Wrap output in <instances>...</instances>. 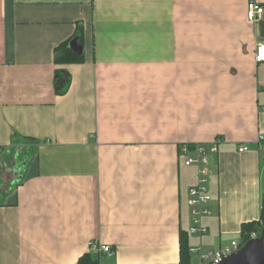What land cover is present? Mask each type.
I'll return each instance as SVG.
<instances>
[{
	"label": "crops",
	"instance_id": "obj_1",
	"mask_svg": "<svg viewBox=\"0 0 264 264\" xmlns=\"http://www.w3.org/2000/svg\"><path fill=\"white\" fill-rule=\"evenodd\" d=\"M77 32L84 61L57 65ZM260 42L264 0H0V264H76L90 241L100 264H200L239 241L264 196ZM215 141L192 235L180 148Z\"/></svg>",
	"mask_w": 264,
	"mask_h": 264
},
{
	"label": "built area",
	"instance_id": "obj_2",
	"mask_svg": "<svg viewBox=\"0 0 264 264\" xmlns=\"http://www.w3.org/2000/svg\"><path fill=\"white\" fill-rule=\"evenodd\" d=\"M263 9L255 4L254 2H249L246 7V18L247 21L253 24H257L262 20ZM254 61L255 63L264 62V42H260L255 47L254 52ZM218 141H215L210 144V146L205 147V145H194L192 154L190 155V146L183 145L180 148L181 153L185 156V164L193 165L197 168V183L194 187L190 188L188 191V205L190 207V228L189 233L192 235L202 236L206 234L207 229L202 226V218L209 216L210 210L208 204L211 200V197L207 190V152L215 153L217 151L216 144ZM258 143L264 142V135L260 134L257 137ZM1 151V150H0ZM248 151L247 146H240L238 148V153H244ZM259 224L264 227V222L259 221ZM250 239H255L259 237L257 232H252L249 235ZM249 239V240H250ZM244 243L241 241H232L228 245L223 246L218 251L209 254H200L199 261L200 264H219L225 257L236 253ZM88 252L95 254H106L110 255L112 249L108 245H102L90 241L87 244ZM199 250L193 248L190 250L191 253H197Z\"/></svg>",
	"mask_w": 264,
	"mask_h": 264
},
{
	"label": "trees",
	"instance_id": "obj_3",
	"mask_svg": "<svg viewBox=\"0 0 264 264\" xmlns=\"http://www.w3.org/2000/svg\"><path fill=\"white\" fill-rule=\"evenodd\" d=\"M75 38L79 41L78 32L75 35ZM80 44L78 43L77 46ZM68 45H69V41H66L60 44L55 49V63L57 65L78 64L84 61L83 56L74 53ZM69 84H70L69 74L63 70H57L55 72V78H54V86L57 94L64 95L69 88ZM21 138L24 137H21L17 134H13L11 137V141L18 142ZM259 221L264 222V196L261 202V213H260ZM259 221L246 224L241 228V235H240L241 243H245L250 239L249 234L251 232H257L258 234L260 233L261 226L259 224ZM76 264H100L99 254L87 252L78 259ZM180 264H190L187 250L184 251V248L181 249Z\"/></svg>",
	"mask_w": 264,
	"mask_h": 264
},
{
	"label": "water",
	"instance_id": "obj_4",
	"mask_svg": "<svg viewBox=\"0 0 264 264\" xmlns=\"http://www.w3.org/2000/svg\"><path fill=\"white\" fill-rule=\"evenodd\" d=\"M258 27L263 36L262 21L258 22ZM76 40L73 39L69 44L73 51L76 49ZM219 264H264V227L258 238L248 240L236 253L225 257Z\"/></svg>",
	"mask_w": 264,
	"mask_h": 264
},
{
	"label": "rangeland",
	"instance_id": "obj_5",
	"mask_svg": "<svg viewBox=\"0 0 264 264\" xmlns=\"http://www.w3.org/2000/svg\"><path fill=\"white\" fill-rule=\"evenodd\" d=\"M252 233V232H251ZM250 235V234H249ZM240 241V240H239Z\"/></svg>",
	"mask_w": 264,
	"mask_h": 264
}]
</instances>
